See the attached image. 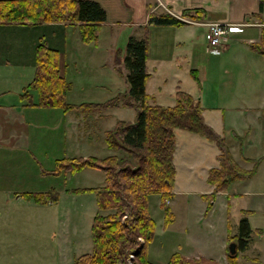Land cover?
<instances>
[{"label": "rangeland", "instance_id": "374dc122", "mask_svg": "<svg viewBox=\"0 0 264 264\" xmlns=\"http://www.w3.org/2000/svg\"><path fill=\"white\" fill-rule=\"evenodd\" d=\"M219 7L224 8L225 4L219 3ZM113 27V34L111 27L101 28L97 43H84L79 29L73 27L71 31L75 35H69L68 44L61 45L62 50L73 57L71 61L68 58L70 63L67 61L66 75L73 81V89L68 95L70 101L104 102L120 93H127L130 83L126 73L129 71L125 68L123 74L121 73L112 51L115 45L125 50L129 36H142L145 26L123 24ZM14 28L0 27V102L14 101L18 97L13 92V88L19 86L15 79L18 75L14 74L18 65L13 62L6 66L7 59L18 57L15 51L7 50L4 46ZM205 30L206 26L197 23L150 26L151 57L153 58L155 52H160L165 74L157 68L156 75H152L148 81L147 91L153 96L154 102L166 106L174 105L176 89L180 85L182 89L201 99L205 118L217 131L226 134H233L235 128L241 133L248 131L250 126L256 124L254 115L257 112L246 110L243 113L236 109L235 104L246 99L255 102L257 97L254 86L261 77L262 85L264 84L262 73L257 71L264 64L254 58L249 59L251 50L259 53L253 48L254 41L247 39L248 35H255L260 31V27L248 26L245 33L232 35L233 39L229 38V47L222 52L211 51L212 46L205 37ZM45 36L43 42L54 44L53 31L45 30ZM75 36L78 38L75 39ZM20 58L21 62L28 61V75H35L36 64L33 63L31 46ZM193 68H196L197 77L191 73ZM176 71L178 74L173 75ZM35 96L37 99V94ZM262 98L260 96L257 100ZM32 110L34 117L29 135L31 143H34L16 153L9 147H4L0 151V170L17 174L19 184L25 179L36 193H45L46 199L50 197V193L57 194L58 200L62 202L61 209L64 208L65 212L64 231L68 235L69 246L80 255L92 251V224L99 211L95 186L105 183V173L92 166L76 171L62 168L55 173L54 170L61 159L92 155L104 157L115 152L107 145V129L114 127L119 119L135 121L137 109L121 104L104 110L102 114L95 111L80 112L76 109L64 111L62 108L43 105H37ZM254 135L256 140L263 138V133L261 135L259 131H255ZM176 141V197L172 203L171 199L168 201L175 211L176 220L168 226L165 225L161 196L153 194L150 197V209L157 226L155 237L148 244L150 259L157 264H166L173 252L189 251L192 245L194 249L205 253L206 257L227 264L224 246L231 242L228 239L231 234V220H239L238 210L235 209L233 213V209L248 205L254 198L261 196H232L229 194L232 188L224 189L223 193L217 195L214 204L210 205L204 196L209 190L204 167L218 164V146L204 136L180 128L176 130ZM262 141L264 142V138ZM258 143L251 151L264 155V143ZM235 144L238 146V143L232 141L231 146L238 156L239 149ZM256 173L249 188L263 191L264 163L257 167ZM234 187L240 190L245 186L238 184ZM208 219L216 221L217 226L210 229ZM253 222L254 227L264 223V211H258L253 216ZM42 223L43 220L40 225L43 231ZM255 230L256 228L255 235L258 234L263 239L264 233H256ZM195 234L200 239L195 240Z\"/></svg>", "mask_w": 264, "mask_h": 264}, {"label": "trees", "instance_id": "16d2710c", "mask_svg": "<svg viewBox=\"0 0 264 264\" xmlns=\"http://www.w3.org/2000/svg\"><path fill=\"white\" fill-rule=\"evenodd\" d=\"M263 4L264 0H261V7ZM183 13L195 19H205L207 15L202 6L185 9ZM106 20L107 11L98 0H0V22L71 23L77 26L81 39L87 43L98 42L99 31ZM186 23L168 11L151 12L143 35L129 36L125 50L121 47L116 50L117 68L122 74L124 68L129 71L126 73L130 83L127 93H120L104 102L70 101L68 92L73 83L61 72L60 50L48 42H40L36 47L35 75L21 93L30 104L100 114L121 104L137 109L135 121L119 119L114 127L107 129V145L115 152L104 157L92 155L61 159L54 170L55 173L62 168L76 171L92 166L105 173V183L95 186L99 211L92 224L93 250L76 256L74 264H157L149 258L148 249L157 226L150 209V197L153 194L161 196L165 225L174 222L176 214L168 201L175 196L173 187L177 169L174 153L178 128L204 136L220 150L218 165L211 167L207 176L208 182L214 185L211 193L204 194L210 205L218 190L251 178L257 172V165L252 168L242 166L233 155L226 135L206 121L199 97L179 85L175 93L176 103L166 106L154 102L147 91L148 81L153 74L148 64L150 26ZM253 48L264 54V26L260 38L253 42ZM191 73L195 77L198 75L196 68ZM231 135L233 140L243 144L242 135L235 131ZM28 194L37 200L46 199L45 193L34 191ZM50 198L57 200L58 195L50 193ZM248 230L244 221L241 234H230L229 240L246 241ZM238 255V250L232 252L228 248L229 264H239ZM166 264L220 262L205 255L189 256L175 251Z\"/></svg>", "mask_w": 264, "mask_h": 264}, {"label": "crops", "instance_id": "0c3cea01", "mask_svg": "<svg viewBox=\"0 0 264 264\" xmlns=\"http://www.w3.org/2000/svg\"><path fill=\"white\" fill-rule=\"evenodd\" d=\"M98 1L102 3L107 11V20L103 23L102 29L107 26L111 27V34L114 33L113 26L123 24L129 26H145L149 20L151 12L161 13L168 11L178 16L184 14L183 12L185 9L195 6H202L207 11L206 18L201 19L202 21L234 22L235 25L232 26L230 38L234 34L244 32L248 26H258L260 27V31H257L255 35L250 34L247 36L249 41H257L261 35V28L264 26V4L261 7V0H214L213 3L211 0ZM208 2L209 4H207ZM219 3L225 4V7L220 8ZM260 10L261 12H259ZM243 21H252L254 23L247 25L243 24ZM4 26L15 27L12 35L9 36L8 42L3 44L7 47V50L12 52L15 51L16 56L18 57V59L10 58L12 61L7 59L6 66L10 65V63L12 64L13 62L18 65L14 74L18 75L15 79L18 80L19 86L18 88H13V92L18 95L16 100L10 102H0V151L4 150V147H9L14 153H16L22 151V149L28 147L31 143L29 133L30 125L32 124L34 117L32 109L37 106L30 104L28 99L21 94L25 90V87H27V84L33 79L34 75H28V61L23 60L21 62L20 56L31 46L34 63L36 47L46 38L45 30L53 31L55 37L54 44H51L50 42L48 43L60 50L61 72L63 75H67V61L68 58L71 61L73 57L71 55L68 56L67 52L62 50L61 45L68 44L69 35H75V33L71 30L73 27L77 29V26L71 23L63 22H41L36 24L23 22H0V27ZM57 37H59V40ZM76 38L78 37L75 36V39ZM231 39H233V37ZM228 44L229 40L224 43L220 51L222 52V50L228 48ZM117 48H119L117 45L113 48L114 50L112 51V54L114 57ZM151 56V53H149L148 64L150 61L152 62L151 65L149 64V68L153 73L152 75H156L155 72L157 68L162 71V74H165L164 62L159 57L160 52H155L153 58ZM253 58L254 60L264 64V55L261 53L257 54L251 50V53H249V59L253 60ZM257 71L261 72L264 77L263 65L259 66ZM177 74V71L173 73V75ZM254 88L256 91L254 93L257 97L256 100H254L255 102H249L246 99L235 104L236 109L243 113H245L246 110L249 112H257V114L254 115V121L256 124L254 126H250L248 131L244 130L241 133L235 128V132L244 137L243 144L241 145L238 141L233 140L231 134L222 133L223 135H226L228 144L235 158L246 168H252L254 165L259 166L261 163H264V155H261L262 153L258 155L251 151V148L255 147L258 141V144L264 143L262 141L264 138V84L262 85V77ZM72 89L68 92V95L71 93ZM235 96H238L237 93H235ZM260 96L263 98L261 100H257ZM204 110L205 108L203 106V113ZM255 131H259L261 135L263 133V138L261 140H256L254 135ZM232 141L234 143H238V146L235 144V146L239 149L238 156L234 153L231 146ZM33 143L34 142L31 144ZM177 150L178 145L176 141V150L174 153L176 169ZM219 151L220 150H218V153ZM217 165L218 164L204 167L205 181H208L207 176L210 168ZM252 178L253 176L245 180L236 181L231 184L229 188H227L229 190L232 188V190L229 191V194L232 196H261L254 198L248 205L236 206L233 209V213L235 209L238 210L239 220L238 222H232L231 220L230 233L239 236L242 232V225L244 221L249 227V236L246 241L243 240L241 243L239 242V239L236 241L234 240L239 254V264H264V238L261 239L258 237V234L255 235L254 232V228H256V233L263 234L264 223L256 224L254 227L253 222V216L258 211H264V190L253 191L249 188ZM18 181L19 179L17 174H11V172L5 173L0 170V264H74L75 257L80 254H77L76 250L69 246L68 235L64 231L66 218L63 210L64 208L61 209V200H52L50 197L44 200H37L35 196H30L28 194L29 192L35 191L30 187V185H28V181L26 183L25 179H22L21 184H19ZM175 183L176 178L173 187L175 196L171 199V203L176 197ZM207 183L209 184L210 191L208 190L209 192L207 191L206 193H211L214 190V185L209 182ZM238 184L245 187L240 190L236 189L234 186ZM223 192V190H218L216 192V196L211 199L212 205L214 204V200L217 195ZM59 205H61L60 208ZM206 212L207 211H205V213ZM42 220L44 223V227L42 223L43 231L40 227ZM226 221L228 223V217L226 218ZM208 222L211 227L210 229L217 226V222L214 220L208 219ZM194 239L198 240L200 237L195 234ZM191 247L192 248L189 251H185L186 253H183L189 256L206 255L205 253H201L194 249L192 245ZM224 247L226 263L229 264L228 245L226 244ZM216 257L219 258L220 256ZM149 258H151L150 254ZM220 264L222 263L220 262Z\"/></svg>", "mask_w": 264, "mask_h": 264}, {"label": "built area", "instance_id": "2783aa9c", "mask_svg": "<svg viewBox=\"0 0 264 264\" xmlns=\"http://www.w3.org/2000/svg\"><path fill=\"white\" fill-rule=\"evenodd\" d=\"M188 21L206 24V38L210 44L213 46H218L223 43L227 39L228 34L231 31L233 23L230 22H221V21H210V22H200L195 21L190 18H185Z\"/></svg>", "mask_w": 264, "mask_h": 264}, {"label": "water", "instance_id": "95a60500", "mask_svg": "<svg viewBox=\"0 0 264 264\" xmlns=\"http://www.w3.org/2000/svg\"><path fill=\"white\" fill-rule=\"evenodd\" d=\"M229 246H230V250H231L232 252H235V251H236L235 243H234V242H231Z\"/></svg>", "mask_w": 264, "mask_h": 264}]
</instances>
